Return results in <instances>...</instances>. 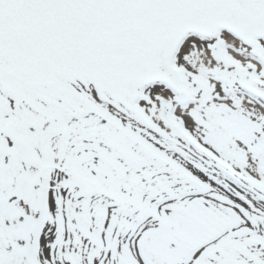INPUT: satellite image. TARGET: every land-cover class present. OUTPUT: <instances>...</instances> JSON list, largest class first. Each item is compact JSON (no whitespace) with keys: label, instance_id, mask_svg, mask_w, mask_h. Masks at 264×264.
<instances>
[{"label":"snow or ice","instance_id":"1","mask_svg":"<svg viewBox=\"0 0 264 264\" xmlns=\"http://www.w3.org/2000/svg\"><path fill=\"white\" fill-rule=\"evenodd\" d=\"M0 264H264V0H0Z\"/></svg>","mask_w":264,"mask_h":264}]
</instances>
